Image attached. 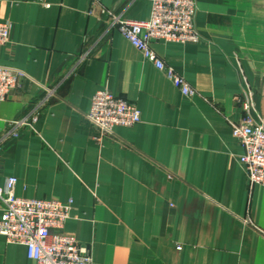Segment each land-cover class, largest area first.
Segmentation results:
<instances>
[{
	"label": "crops",
	"instance_id": "0c3cea01",
	"mask_svg": "<svg viewBox=\"0 0 264 264\" xmlns=\"http://www.w3.org/2000/svg\"><path fill=\"white\" fill-rule=\"evenodd\" d=\"M195 5L197 42L151 45L197 90L185 97L109 24V13L148 20L151 0H0V65L56 93L42 104L25 79L0 102V185L14 176L19 197L72 201L65 230L93 264H264V187L232 133L248 97L264 123V0ZM104 87L141 121L97 143L85 115ZM0 264L33 261L0 235Z\"/></svg>",
	"mask_w": 264,
	"mask_h": 264
},
{
	"label": "built area",
	"instance_id": "2783aa9c",
	"mask_svg": "<svg viewBox=\"0 0 264 264\" xmlns=\"http://www.w3.org/2000/svg\"><path fill=\"white\" fill-rule=\"evenodd\" d=\"M91 1L96 3L98 0ZM151 4L148 20L109 13V24L116 27L144 59L164 72L183 96L192 97L197 90L167 65L151 45L162 40L191 43L200 39L194 26L195 0H151ZM9 36L10 24L0 22V45L7 43ZM25 79L37 82L23 69L0 65V102L5 101ZM37 83L46 92L42 104L52 96L56 97L55 89ZM242 106L246 114L240 122L232 124V133L244 149L240 162L249 183L264 187V123L256 124L248 114L253 108L251 97L245 99ZM85 116L95 128L93 139L97 143L112 135L115 127L132 126L141 121V111L134 103L116 96L106 87L94 93ZM29 121L35 122L36 115L32 119L24 118L18 124L26 125ZM16 184L17 178L8 176L5 184L0 185V235L8 243L24 245L33 264H93L91 248L65 230L72 201L63 203L55 199L19 197L15 194Z\"/></svg>",
	"mask_w": 264,
	"mask_h": 264
},
{
	"label": "water",
	"instance_id": "95a60500",
	"mask_svg": "<svg viewBox=\"0 0 264 264\" xmlns=\"http://www.w3.org/2000/svg\"><path fill=\"white\" fill-rule=\"evenodd\" d=\"M263 110H264V102H263Z\"/></svg>",
	"mask_w": 264,
	"mask_h": 264
}]
</instances>
